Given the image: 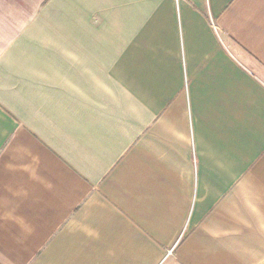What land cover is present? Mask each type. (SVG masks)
Returning a JSON list of instances; mask_svg holds the SVG:
<instances>
[{
    "label": "crops",
    "instance_id": "obj_1",
    "mask_svg": "<svg viewBox=\"0 0 264 264\" xmlns=\"http://www.w3.org/2000/svg\"><path fill=\"white\" fill-rule=\"evenodd\" d=\"M0 264H264V0H0Z\"/></svg>",
    "mask_w": 264,
    "mask_h": 264
}]
</instances>
